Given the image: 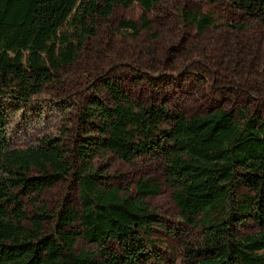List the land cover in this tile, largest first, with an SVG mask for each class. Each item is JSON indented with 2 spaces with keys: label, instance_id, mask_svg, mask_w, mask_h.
Here are the masks:
<instances>
[{
  "label": "trees",
  "instance_id": "1",
  "mask_svg": "<svg viewBox=\"0 0 264 264\" xmlns=\"http://www.w3.org/2000/svg\"><path fill=\"white\" fill-rule=\"evenodd\" d=\"M158 1L0 0V264H140L152 250L157 216L127 190L99 181L92 160L100 152L161 164L181 220L207 237L188 264H264V119L250 107L189 116L161 104H138L111 79L104 84L111 106L93 103L98 135L85 139L80 150L69 152L53 136L25 147L11 139L10 116L35 108L58 74L75 63L91 24L107 21L116 7L137 5L144 12L140 27L149 30L145 14ZM211 2H226L264 22V0ZM179 20L200 35L239 29L197 6L183 9ZM121 28L138 33L129 21ZM64 182L75 185L77 208L65 202L52 214L24 213L22 198ZM160 190L151 179L135 186L139 198ZM248 222L256 231L239 236L236 228ZM78 236L99 247L98 257L75 250Z\"/></svg>",
  "mask_w": 264,
  "mask_h": 264
},
{
  "label": "rangeland",
  "instance_id": "2",
  "mask_svg": "<svg viewBox=\"0 0 264 264\" xmlns=\"http://www.w3.org/2000/svg\"><path fill=\"white\" fill-rule=\"evenodd\" d=\"M195 6L218 13L239 29L219 27L200 35L179 20L183 9ZM143 15L137 5L116 7L107 21L91 24V35L83 39L75 63L58 74L57 83L44 91L35 108L27 107L23 116H10L14 145L25 147L53 136L69 152L80 150L85 139L98 135L93 103L111 106L104 88L111 79L141 105L161 104L189 116L215 107L247 106L264 119L262 20H249L226 2L211 0H160L145 14L149 30L140 27ZM123 21L134 23L138 33L121 28ZM92 165L100 182L127 190L129 197L139 199L157 216L158 226L150 229L152 250L140 264H188L192 251L203 246L207 237L181 220L161 164L149 158L125 162L115 154L100 152ZM147 179L160 184V193L139 198L135 186ZM76 197L75 185L64 182L39 196L28 195L20 203L27 216L37 209L52 214L65 202L77 208ZM255 231L249 222L236 228L239 236ZM75 250L98 257L100 249L78 236Z\"/></svg>",
  "mask_w": 264,
  "mask_h": 264
}]
</instances>
